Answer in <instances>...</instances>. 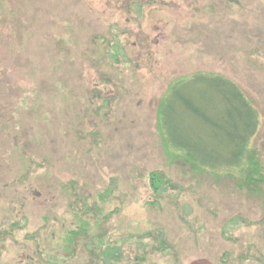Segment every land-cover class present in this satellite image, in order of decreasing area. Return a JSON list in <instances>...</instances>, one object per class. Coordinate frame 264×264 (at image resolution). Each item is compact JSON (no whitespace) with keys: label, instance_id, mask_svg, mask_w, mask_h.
Listing matches in <instances>:
<instances>
[{"label":"rangeland","instance_id":"rangeland-1","mask_svg":"<svg viewBox=\"0 0 264 264\" xmlns=\"http://www.w3.org/2000/svg\"><path fill=\"white\" fill-rule=\"evenodd\" d=\"M196 73L260 112L257 184L164 149ZM0 264H264V0H0Z\"/></svg>","mask_w":264,"mask_h":264},{"label":"trees","instance_id":"trees-1","mask_svg":"<svg viewBox=\"0 0 264 264\" xmlns=\"http://www.w3.org/2000/svg\"><path fill=\"white\" fill-rule=\"evenodd\" d=\"M260 126V112L242 88L210 73L174 81L157 112L158 135L174 158L209 172L244 178L250 185L260 177L252 159Z\"/></svg>","mask_w":264,"mask_h":264}]
</instances>
